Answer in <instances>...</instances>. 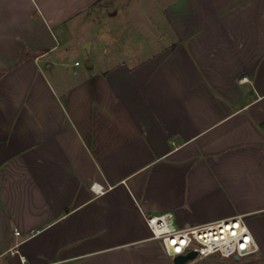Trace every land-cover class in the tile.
<instances>
[{"label": "crops", "instance_id": "0c3cea01", "mask_svg": "<svg viewBox=\"0 0 264 264\" xmlns=\"http://www.w3.org/2000/svg\"><path fill=\"white\" fill-rule=\"evenodd\" d=\"M166 213L264 264V0H0V264H174Z\"/></svg>", "mask_w": 264, "mask_h": 264}, {"label": "built area", "instance_id": "2783aa9c", "mask_svg": "<svg viewBox=\"0 0 264 264\" xmlns=\"http://www.w3.org/2000/svg\"><path fill=\"white\" fill-rule=\"evenodd\" d=\"M240 81L244 82L246 78ZM145 223L150 238L158 241L165 254L172 260L191 253H194L195 257L190 261L208 258L241 259L257 250L242 216L188 229H178L170 213L145 216ZM15 235L18 236L19 232H15Z\"/></svg>", "mask_w": 264, "mask_h": 264}, {"label": "water", "instance_id": "95a60500", "mask_svg": "<svg viewBox=\"0 0 264 264\" xmlns=\"http://www.w3.org/2000/svg\"><path fill=\"white\" fill-rule=\"evenodd\" d=\"M195 257L194 253H191L187 256H177L173 259V263L174 264H185L188 261L192 260ZM234 259L238 260L237 257H235Z\"/></svg>", "mask_w": 264, "mask_h": 264}]
</instances>
